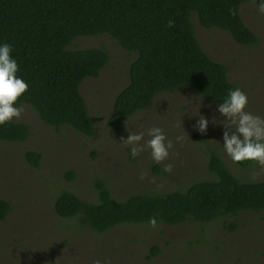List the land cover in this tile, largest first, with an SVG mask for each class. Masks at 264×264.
<instances>
[{"label":"rangeland","instance_id":"1","mask_svg":"<svg viewBox=\"0 0 264 264\" xmlns=\"http://www.w3.org/2000/svg\"><path fill=\"white\" fill-rule=\"evenodd\" d=\"M241 16L258 36L257 45L243 46L222 29L203 27L196 13L191 20L203 50L223 64L230 81L247 94L246 111L264 116V15L254 2H246ZM86 47L103 48L110 54L100 75L87 78L80 89L93 118L94 135H83L69 126L56 130L24 104L20 117L12 121L28 125L27 139L0 141V198L12 205L0 222V264H94L96 260L101 264H264V211L178 226L125 224L101 234L82 226L79 216L57 215L54 202L64 190L95 203L97 183L105 184L115 200L123 201L134 194L185 191L194 182L213 180L208 170L211 151L238 179H264L260 165L243 168L223 153L217 143H222L219 123L210 122L205 133L192 127L198 117L191 114L199 104L200 113L210 121L223 117L215 111L218 103L190 88L161 93L151 109L137 112L122 131L111 135L108 118L116 95L128 84L134 55L108 35L80 37L73 44V48ZM149 126L161 127L173 142L168 158L160 163L152 161L148 150L132 157L121 142L128 129L142 131ZM177 136L183 140L177 141ZM27 151L41 155L39 168L27 162ZM168 163L172 170L164 172ZM71 172L75 178L70 180ZM154 246L160 249L158 255L151 252Z\"/></svg>","mask_w":264,"mask_h":264},{"label":"trees","instance_id":"2","mask_svg":"<svg viewBox=\"0 0 264 264\" xmlns=\"http://www.w3.org/2000/svg\"><path fill=\"white\" fill-rule=\"evenodd\" d=\"M246 2L257 5L258 0H0V41L13 45L17 75L28 83L16 103L33 107L47 126L56 130L69 126L92 137L93 118L80 89L87 78L100 75L110 54L103 48H73V44L80 37L102 35L134 55L128 84L116 95L108 118L111 135L122 131L137 112L151 109L164 92L190 88L220 103L236 86L227 68L203 50L191 16L196 13L203 27L222 29L240 45L255 46L258 36L241 16ZM169 19L172 27L167 25ZM28 135L23 122L0 126V141L24 142ZM25 158L32 167H40L39 153L27 151ZM236 163L243 168L255 164ZM208 170L215 179L194 182L185 191L134 194L123 201L115 200L103 183L96 184L95 203L64 190L54 209L61 218L79 216L82 226L100 234L151 220L178 226L264 211V179H238L215 151L210 152ZM68 178L74 179L75 173ZM11 210V203L0 198V222ZM151 252L158 255L160 249L154 246Z\"/></svg>","mask_w":264,"mask_h":264},{"label":"clouds","instance_id":"3","mask_svg":"<svg viewBox=\"0 0 264 264\" xmlns=\"http://www.w3.org/2000/svg\"><path fill=\"white\" fill-rule=\"evenodd\" d=\"M257 10L259 14L264 15V0H258ZM230 11L233 15L236 14L234 10ZM167 25L172 27L173 21L169 19ZM12 50L11 43L0 41V126L20 117L23 106L16 102L28 88V83L17 75L19 68L17 60L12 56ZM247 104V94L241 88H229L215 109L223 119L218 121L216 117H212L210 121L200 113L199 104L196 113L191 114L198 117L192 127L200 133H205L210 122L219 123L222 126V143H217L223 153L233 162L253 161L264 168V116L246 111ZM176 140L182 141L183 137L177 136ZM121 142L127 146L132 157L148 150L155 163L166 160L169 150L173 148L172 140L167 138L159 126H149L142 131L128 129V135L122 138ZM171 170L170 163L164 165V172ZM150 223L154 224L155 221L151 220ZM94 264L101 262L96 260Z\"/></svg>","mask_w":264,"mask_h":264}]
</instances>
